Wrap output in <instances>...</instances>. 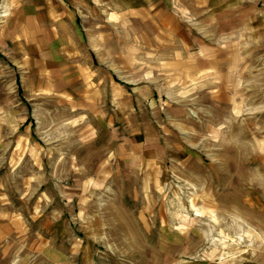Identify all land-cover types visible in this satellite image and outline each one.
I'll return each instance as SVG.
<instances>
[{
	"label": "rangeland",
	"instance_id": "374dc122",
	"mask_svg": "<svg viewBox=\"0 0 264 264\" xmlns=\"http://www.w3.org/2000/svg\"><path fill=\"white\" fill-rule=\"evenodd\" d=\"M62 1L46 66L0 0V264H264V0Z\"/></svg>",
	"mask_w": 264,
	"mask_h": 264
},
{
	"label": "crops",
	"instance_id": "0c3cea01",
	"mask_svg": "<svg viewBox=\"0 0 264 264\" xmlns=\"http://www.w3.org/2000/svg\"><path fill=\"white\" fill-rule=\"evenodd\" d=\"M15 5L13 10L20 11L29 6L28 10L30 13V18L25 20V26H28L27 30V39L29 43H35L36 45V54L38 58H44L41 55V52L44 51L47 53L46 57H51L48 59L47 66H55L56 65V57L61 55L62 52L68 53L70 51V46L72 45L73 38L76 36L75 28H74V14L73 10L69 5L64 3L62 0H14ZM126 6L128 11L134 10L136 7L141 10H145V8L153 7L156 12V17L162 16L168 21L171 25L168 29L169 33H175L170 28H174L178 26L176 21L178 19H184L179 12L177 11V7L175 3L180 2L181 0H122ZM202 1V0H195ZM207 3L214 4L215 0H207ZM219 2V1H217ZM209 8V7H207ZM185 11V10H184ZM207 13L210 10H205ZM43 14H45L44 17ZM205 15V17H206ZM178 17V18H177ZM202 17V16H197ZM42 20L46 24V31L43 32L41 28ZM193 27L196 29L195 25L185 24L184 26L179 28V35H193L192 29ZM189 30V31H186ZM197 30V29H196ZM200 32V31H198ZM201 33V32H200ZM200 40H202L200 38ZM43 44H46L44 47ZM40 51V53H39ZM178 61V60H177ZM176 61V62H177ZM182 66H194V71H192L195 75L196 73H202L203 68H205V72L207 73L208 68H213L215 62L212 59L199 60L198 65L196 60L179 61ZM197 67L199 69H197ZM202 75V74H201ZM205 81H209L207 78Z\"/></svg>",
	"mask_w": 264,
	"mask_h": 264
}]
</instances>
